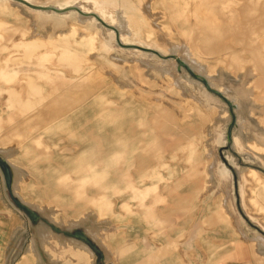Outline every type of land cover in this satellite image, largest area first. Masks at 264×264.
<instances>
[{
    "label": "rangeland",
    "instance_id": "obj_1",
    "mask_svg": "<svg viewBox=\"0 0 264 264\" xmlns=\"http://www.w3.org/2000/svg\"><path fill=\"white\" fill-rule=\"evenodd\" d=\"M91 263L264 264V0H0V264Z\"/></svg>",
    "mask_w": 264,
    "mask_h": 264
},
{
    "label": "bare ground",
    "instance_id": "obj_2",
    "mask_svg": "<svg viewBox=\"0 0 264 264\" xmlns=\"http://www.w3.org/2000/svg\"><path fill=\"white\" fill-rule=\"evenodd\" d=\"M80 18V17H79ZM124 28V27H123ZM197 66V65H196ZM199 66V65H198ZM169 67V66H168ZM197 69V68H196ZM202 70H203V68H202ZM200 72H202V71H200ZM164 73H166V71H164ZM168 73V72H167ZM169 75H170V77H172V80L173 81H175V83H177L178 82V78H177V76L175 75V73L173 74V72H170L169 73ZM4 153V152H3ZM6 153V154H5ZM4 153V155H5V157L6 158H10L11 156L9 155V153L8 152H5ZM10 165H12L11 163H9ZM14 168H16L14 165H12ZM13 168V169H14ZM17 176V175H16ZM19 177H20V175H19ZM18 177V178H19ZM15 180H16V178H15ZM15 180H14V186H15ZM17 186V185H16ZM14 190L16 191L17 190V188L15 187L14 188ZM19 191V190H18ZM16 193V192H15ZM17 195V194H16ZM20 198V197H19ZM21 199V198H20ZM22 200V199H21ZM24 203H25V201H23ZM26 204V203H25ZM43 215H45V216H47L50 220H51V222L53 223V224H55V225H59V226H61V224L59 223V222H57V221H55L54 219H52L51 217H50V213H47V211H46V209L44 208V209H38ZM83 221H76V222H71L70 224H71V226H74V225H76V224H81ZM90 229V228H89ZM93 229V228H92ZM86 234L90 237V238H92V240L94 241V242H96L97 244H99V246H101V248L106 252V254H107V250L105 249V247L101 244V242H100V240H99V238L97 237V234L95 233V231H93V230H86ZM44 239L43 240H46L48 237H52V238H54V239H56L57 241H61V242H68L70 245H72L73 247H76V248H79V249H81V250H83V251H85L87 254H89L90 256H92V257H94V255H93V253L90 251V249L85 245V244H83V243H81V242H75V241H72V240H66V239H64L62 236H57L55 233H53L50 229L48 230V229H46V231H45V233L43 234V236H42ZM108 255V254H107ZM109 256V255H108ZM107 256V257H108ZM92 264V263H91Z\"/></svg>",
    "mask_w": 264,
    "mask_h": 264
},
{
    "label": "crops",
    "instance_id": "obj_3",
    "mask_svg": "<svg viewBox=\"0 0 264 264\" xmlns=\"http://www.w3.org/2000/svg\"><path fill=\"white\" fill-rule=\"evenodd\" d=\"M67 98H68V95L66 92L61 93L60 95L57 96V98L54 99L52 106L54 104L59 107V105L62 104V102H65L66 100H68ZM50 109H51V106L49 107L48 105L43 106L40 108V113L34 117H40V118H45L46 116L49 117V115H51V113L49 112ZM52 114H54V112Z\"/></svg>",
    "mask_w": 264,
    "mask_h": 264
}]
</instances>
